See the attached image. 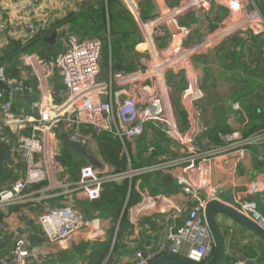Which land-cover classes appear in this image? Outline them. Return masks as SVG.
Here are the masks:
<instances>
[{
	"label": "built area",
	"instance_id": "built-area-1",
	"mask_svg": "<svg viewBox=\"0 0 264 264\" xmlns=\"http://www.w3.org/2000/svg\"><path fill=\"white\" fill-rule=\"evenodd\" d=\"M63 1L76 8L83 2L91 5L95 0ZM119 1L133 17L142 39L136 44V50L145 54L143 67L114 70L112 64L109 81H102V40L97 37L83 39L72 34L66 37V49L55 58L44 60L35 52L21 53L18 76L9 75L7 65L0 62V81L10 88L9 91L0 88V142L9 145L12 153L15 152L19 161L26 165L24 175L0 192V211L9 218L8 209L25 203V192L38 184L45 183V186L34 189L39 190L36 192L57 193L61 189L64 193H78L94 201L101 197L107 182L132 179L176 164L178 184L192 202L187 217L180 225H170L161 239H150L144 250L135 251L132 262L123 264H150L165 254L205 263L213 254L214 240L204 211L208 202L218 199L220 194L219 185L212 182L211 168L223 156L226 160L233 157L231 171L248 156H256L264 163V155H256L250 148L264 144V128L246 136L238 132L219 133L220 144L211 139L198 141L201 133L209 132L199 104L205 92L201 77L190 75L189 69L195 58L219 47L228 38L239 36L247 40L264 35V13L255 0H179L175 5L166 0H150L153 13L144 17L142 0ZM39 2L14 0L6 6L10 33L24 44L34 40L42 28L27 17ZM217 5L226 7L228 15L213 31H207L206 16ZM169 72L176 76L186 74L187 86L181 93V104L190 113L186 131L179 125L167 82ZM29 82L34 87L29 88ZM34 88L37 96L30 101L28 112L25 107H16V100L29 96ZM233 108L241 110V102H234ZM149 123L160 127L169 139L184 149L181 159L112 174L102 156L96 153L95 137L103 132L118 137L129 156L126 142L134 143L142 137ZM70 130L73 140L85 145L105 164L103 169L84 165L76 181L65 172L58 151L62 142L59 133ZM262 170L254 172L244 194L240 190L235 192L232 206L264 228V209L254 198L264 195ZM138 191L141 201L130 211L135 227L145 215L179 214L184 210L165 195H151L140 186ZM37 221L51 243L60 244L76 237L83 241L106 237L98 218L85 215L72 204L51 207L38 215ZM29 235L25 226L0 220V249L12 243L9 256H0V264H39L34 250L29 247ZM238 264H246V261Z\"/></svg>",
	"mask_w": 264,
	"mask_h": 264
},
{
	"label": "crops",
	"instance_id": "crops-1",
	"mask_svg": "<svg viewBox=\"0 0 264 264\" xmlns=\"http://www.w3.org/2000/svg\"><path fill=\"white\" fill-rule=\"evenodd\" d=\"M11 1L14 0H0V51L5 50L6 45L12 44V40L21 42L20 40H16L15 37L10 33V24H9L10 20L8 18L9 17L8 8H6V6L9 5ZM166 1L170 5H175L179 0H166ZM258 7L264 13V8L260 7L259 5ZM77 9H78L77 7L74 8L73 6L68 5L67 1L64 2L63 0H40L39 6L37 8L31 9L27 17L29 19H32L38 24L43 23L46 25L47 24L51 25L52 23L65 18L68 14H70V12L77 13L76 12ZM80 13L81 11L78 10L77 15L75 16V21H77L76 22L77 25L82 23V21L77 20ZM188 17L189 15L185 18V21ZM190 17L194 18L193 15H191ZM72 22H73L72 20L67 19L65 22L62 23L61 28L58 31H56L58 32L57 41H56L57 44H58L59 36H64L65 39L68 36L67 34H75L79 37H82L75 30L76 24L73 25ZM206 24H207L206 30L209 31L208 29L210 27V22L208 20V14L206 16ZM60 31H65L66 35H60ZM37 39L38 38L36 37L28 44H24L22 42L21 43L24 47H26L27 45L36 42ZM56 43L52 45H57ZM39 44L40 42H36L35 46L31 48L41 49L43 46ZM136 44L137 42H135V45ZM221 46L211 50L210 52H208L203 56L195 58L193 62L197 61L203 63L208 61L210 58H214L216 62L222 64L227 69L238 68L236 73L241 74V76H245L246 74L247 75L255 74V75L264 76V53H263L264 50L261 48V46L260 48L258 46H253L252 42H246V46H244L243 44L234 47V45L231 46V42L228 43V45L225 47H221ZM56 48L58 49V45L56 46ZM62 48H64V50L66 49V43L62 46ZM260 50L263 52H261ZM10 51L11 50L8 49V52ZM27 51L30 52L33 51L36 53L38 52L35 50H27ZM59 52L61 51L59 50ZM232 52H235V55L232 56L231 54ZM21 53H25V51ZM237 53L238 54L241 53L242 56L238 57ZM18 56L11 57L6 62L13 61L15 64L17 62L19 65V69H21ZM116 62L117 61H115L113 64L111 59V65L113 64L115 66ZM129 66L131 67V64H129ZM135 66H137V64L133 65V67ZM123 67L125 68L126 66L123 65ZM127 69L129 70L130 68L128 67L126 68V70ZM242 69L244 70L245 75ZM12 73H14V71L8 74L15 75ZM189 74L195 76L198 75L201 77L203 86L205 87L204 89L206 91L204 99H206L207 92H209V86L216 88L218 108H220L223 114V117L221 116V118H217L216 122H219L221 119L223 120V122H226L231 128V130L228 131L227 133L238 132L243 136H246L263 128L258 126H251L250 116L247 112V109L244 107L243 103L247 100L261 101L263 103L264 91H262L261 87L260 88L257 87L259 85L264 86V84L262 83L258 84V86L255 87L257 89L255 88L252 89L253 86H249V81L242 78L239 74L232 75L231 78H224L218 69H215L210 66L207 67L199 66L196 68L193 67L192 65L190 66ZM20 77H22V74ZM229 80L236 81V84H228L227 81ZM167 82L171 87L172 100L173 103L175 104L176 112L178 111V108H180V110L177 113L180 128L181 130L186 131L189 127L187 126V122L189 121L190 113H189V109L185 108L184 105L181 104L182 88L184 87L185 84H187L186 74L181 73L180 75L176 76L173 72H169L167 75ZM31 85L33 84L29 82V88ZM34 91L35 88L33 89V91H31L29 96L25 98H18L16 100V107L26 108L29 105L30 101L36 97V93ZM236 101L241 102V110H235L233 108V103ZM201 109L203 111V117L206 124L209 126V128H211V126L214 127L215 124L213 125V122L211 123L209 122V120H212L211 114H208L207 111L205 114L203 108ZM210 110L211 108L209 107L208 108L209 113ZM179 116L181 118H184V123L181 122ZM151 131H153V134L156 135V130H151ZM206 139H211L209 138V136H207L206 133L203 134L201 133L198 136V141L203 142ZM165 140L168 146V150L166 152H168V154L170 155L165 156L166 159H163L157 164H160L166 160H170V161L172 160L175 162L181 159V157L184 154V149H182L176 142L169 139L168 137ZM211 140L217 144L221 143L219 140V136H217L216 140L215 138L214 139L212 138ZM0 145L3 146L5 151L11 150L10 149L11 147L9 145H6L1 142ZM131 146L133 147V151H131V154L136 155L137 140L134 141V143H131ZM250 148L256 155H258L259 153L255 152L253 148H258L264 151V144L253 145ZM260 153H262V151H260ZM168 154L165 153V155ZM15 156H17V154L14 152L13 159L16 162L15 165H10L9 163H6L7 176L5 178L0 176V192L8 188L9 184H11L14 180L24 175L25 173L24 168H23L24 170L19 168L18 160L15 159ZM128 158L129 161H131L130 155L128 156ZM224 158H225L224 156L221 157L219 162L215 164L217 166L216 174L213 173L214 165L212 166L211 179L213 184L219 185L220 187V194L218 200H220L223 203L233 205L235 192L240 190V192L244 194L245 193L244 188L246 190L247 182L252 178L254 172L263 171L262 169H264V163L258 161L256 156H248V158L245 161L239 163L236 170L231 171V166L229 168L223 167V161L226 160ZM87 164L89 163L87 162ZM103 166H105L104 163ZM130 168H132L131 165ZM161 170H163L162 171L163 174L171 173L172 176L175 178L176 183L178 184L177 181V175L179 173L178 165L175 164L170 167H164L161 168ZM129 180L131 181L132 179ZM139 183L140 180L137 183V188L139 187ZM43 186H45V184ZM43 186L37 189H40ZM140 187L145 188L148 193L154 196L165 195L170 199L172 203H175L178 206H182L184 210L182 211V213L179 214L176 212H169L167 214L155 213V214L143 216L137 227L132 228V231H130L131 230L130 228L129 231L124 232V237L121 240L124 244L127 245V251L125 252L124 249H120L116 254H114L113 250H111L109 256L106 258L105 264H123V263L132 262L135 257V251L137 249L144 250L146 248V245L149 243L151 237L155 236L158 239H161L164 236V234L167 232V229L170 225L182 223V221L188 215V207L191 206L192 202L188 200V198L182 192V190H179L176 193H173L170 190L169 193L165 194L162 191H160L158 188H153L152 190L144 185H140ZM180 188L182 189V187ZM36 191H34V188L31 187L27 192H25L26 202L11 206L8 209L11 212L10 213L11 216L9 218L5 217L6 221L11 224H17L28 228L30 232L29 247L31 249L34 250V249L42 248L44 247V245H46L47 248H46L45 256L44 255L42 256L47 258L48 260L44 262V264H88L89 257L85 256L83 252L79 253L78 251L79 246L82 244V242H94V243H96V241L103 242L106 240L107 234L104 240L83 241L82 238L76 237L72 241L66 240L60 244L51 243L42 233V229L39 227L37 221L38 215L46 212L51 207L59 206L63 204H72L73 206L77 207L83 212V207L78 201L84 198H82L78 193H64L61 191V189H59L57 193L47 192L45 194ZM59 196H63L61 200L58 198ZM54 198H58V200ZM254 198L258 201L260 208L264 209V195L255 196ZM86 200L92 201L89 199ZM132 207H129L126 211V216L130 221H131L130 211ZM125 208L126 205L123 210H125ZM216 214L220 221L219 226L222 236L226 242L223 264H238L240 261H243L240 260V257H244L246 259L245 260L246 264L247 261L249 260L254 261L255 264H264V240L261 239L260 236L246 229L245 226L236 222V220H234L229 215L220 211H216ZM88 216L98 218L100 220L101 227L105 230V227L103 225L104 222L99 216L92 214ZM119 223L116 227L114 242L117 237ZM11 245L12 243H9L6 247L0 249V256L8 257ZM86 250H87V254H89L92 251L90 248Z\"/></svg>",
	"mask_w": 264,
	"mask_h": 264
},
{
	"label": "trees",
	"instance_id": "trees-1",
	"mask_svg": "<svg viewBox=\"0 0 264 264\" xmlns=\"http://www.w3.org/2000/svg\"><path fill=\"white\" fill-rule=\"evenodd\" d=\"M95 1H102V6L100 7V13L104 19H106L107 13H110L111 1L117 5L118 9H116L114 14L119 20L125 16V13H128L119 0H107V3L106 0H95ZM255 1L257 5L264 8V0H255ZM89 6L90 5H87V7H83V8L79 7L81 9L80 14L86 12L83 21L86 20L87 23L82 22V26L80 28V30H82L83 28L85 31L83 33L82 32L79 33L82 36L81 38L83 39L96 38V36L89 35L90 31H88L87 28H90V26H92V30L95 33L100 32L98 30L99 26L96 24L97 12L95 10H92ZM118 6H120V8ZM220 7L222 6L220 5L214 6L211 9V11L208 13V20L210 22V27L208 29L209 31H213L216 28L217 24L219 23L218 21L224 20L228 14V9L226 7L224 6L222 8ZM76 12L78 13V10ZM77 13L70 12V14H68L65 18L56 21L51 25L49 24L46 25L41 23L40 25L42 28L37 36L38 39L36 41V42H40L39 45L43 46L41 49L31 48L35 46L36 42L31 43L26 47H24L21 42L12 40V44L6 45L5 50L0 51V62H4L7 65V69H8L7 73L14 71V73H12L15 74L14 76L19 75L21 70L19 69L18 63L16 62L15 64L13 61H9V62L6 61L11 57L20 55V53L23 51L35 50L39 52V53L37 52L39 56L41 55L45 59L55 58L56 50H57L55 47L57 45H52L46 42L45 38L50 36L52 33L58 31L61 28L62 23L65 22L67 19L72 20L73 25L76 24L77 21H75V16L77 15ZM60 35H66L65 31H60ZM123 38L126 39L125 37L122 36L118 38V41L115 43V49H113L112 47V57H111L112 62L114 64V62L117 61L120 62L121 65L122 64L125 65L126 67L125 68L123 67L124 68L123 70H126V68L128 67L130 68L129 70L137 69L136 68L137 66L133 67L134 61H132V56L125 57V52L123 51L124 46L129 48L130 46H135V45H130V46L125 45L122 42ZM230 42H231V46L234 45V47L243 44L244 46H246V42H252L253 46H258L259 48L261 46L262 48V44L264 43V35H259L257 37H253L247 40L239 36H235L232 38H228L221 44L222 46L221 45L220 46L225 47ZM8 49L11 51L8 52ZM129 49L135 50L136 47ZM137 52L140 53L139 51ZM231 54L233 56L235 55V52H232ZM139 55L140 58L137 65L139 63L142 64L141 58L143 57V55L142 53H140ZM238 55L239 54L237 53V56ZM129 64H131V67L129 66ZM113 69L117 70L115 66H113ZM58 84L60 85V81H58ZM186 86L187 84L184 85L182 91L186 88ZM202 87L206 94V91L204 89L205 87L204 86ZM204 98L199 102L200 107L203 108L205 114L206 111L208 114H211L212 120H209V122L210 123L213 122V125L215 124L214 127L211 126V128H209V132L206 134L207 136H209V138L211 139L215 138L216 140L217 136H219V133H227L228 131L231 130V128L226 122H223L222 119L219 122H216L217 118H221V116L223 117L220 108H218L216 88L209 86V92H207V97L206 99ZM243 104L250 116L251 126H258L264 128V102L262 103L261 101L255 102L253 100H247ZM209 107L211 108L210 113L208 112ZM151 130H156V135L153 134V131ZM165 137L167 138L165 132L160 127H157L152 123L147 124V130L145 131L142 137L137 139L136 155L131 154V149H129L131 161H129L128 155L125 154L122 142L118 138L114 137L113 135L107 132H103L97 135L96 139L98 142L99 153L101 154L104 162L108 165V167H110V172L112 174H121L128 172L130 170V165L132 169H137L145 166H153V165H157V163L162 161L163 158H165V156H169L170 154L166 152L168 150V146ZM127 146L128 148L131 147L130 144L128 143ZM253 149L255 152L264 155L263 150L258 148H253ZM260 151H262V153H260ZM165 153H167L168 155H165ZM60 162L62 163L65 172L71 177L72 180L75 181L78 180L79 178V173L81 168L84 165H87V161L85 159L78 157L77 160H73L70 157V155H64V156L61 155ZM19 168L22 170L25 169V167L23 169V164L21 162ZM162 171L163 170L161 169H157L154 171L145 172L140 175L134 176L131 181L127 177L121 180L107 182L106 184H104L101 197L98 200L87 201L86 199H81L78 201L82 205L83 213L85 215H91V214L97 215L102 219L107 234V238L103 242H97V241L96 243L82 242V244L79 246L78 248L79 253L83 252L85 256L89 257L88 264H105L106 258L109 256L111 250H113L114 254H116L120 249H124L125 252L127 251V245L124 244L121 239L124 237V232L129 231L130 228H131L130 231H132V228H135V225H133L132 222L126 216V211L129 207H132L141 201L142 197L139 194L137 188V183L139 180H140L139 186L144 185L152 190L153 188H158L160 191H162L165 194L169 193L170 190L173 193L182 190L180 188L181 186L176 183V180L171 173L163 174ZM13 182L8 185V188L12 186ZM43 185L44 184H39L34 186L33 188L37 189ZM62 197L63 196H59L58 198L61 200ZM58 198H54V199L58 200ZM125 205L126 208L125 210H123ZM4 219H5V215L2 211H0V220H4ZM118 223H119V229L117 232V237L114 242V235ZM152 238L158 239L155 236L151 237V239ZM88 248L92 250L89 254H87V250H86ZM223 262L224 259L220 264H223Z\"/></svg>",
	"mask_w": 264,
	"mask_h": 264
},
{
	"label": "water",
	"instance_id": "water-1",
	"mask_svg": "<svg viewBox=\"0 0 264 264\" xmlns=\"http://www.w3.org/2000/svg\"><path fill=\"white\" fill-rule=\"evenodd\" d=\"M157 10L155 6V11ZM58 32L52 33L50 36L45 38V41L51 44H55L57 41ZM141 37L138 38L137 43L141 41ZM59 54V51L56 52V55ZM117 70H123V66L120 62H116L115 64ZM213 67L218 69L224 78H231L232 75L239 74L236 73L238 68L236 69H227L222 64L215 61L214 58H210L206 62H193V67ZM243 73L244 70L242 69ZM241 76V74H239ZM245 75V73H244ZM242 78L249 81V86H253V88L257 87L258 84H264V76L262 75H245L241 76ZM0 88L9 91V86L0 81ZM37 96V95H36ZM73 131H62L59 133V137L62 141V146L64 148H68L72 152H74L78 157L85 159L89 164L92 166L103 169V163L99 160L98 157L94 153H92L85 145L73 140L71 138V134ZM6 163L10 165H15V160L13 159L12 150L5 151L2 145H0V176L5 178L7 176L6 170ZM216 211L223 212L230 217H232L236 222L240 223L241 225L245 226L246 229L250 230L254 234L261 237L264 240V228L259 226L255 221L250 219L248 216L241 213L238 209L233 207L230 204H226L221 202L218 199H214L208 202L206 209L204 211V215L208 226L210 228L213 240H214V251L209 260L205 263H195L189 259H186L182 256L175 255V254H165L161 255L155 260H153L150 264H220L225 256V248L226 242L222 236L220 226H219V219L217 217ZM240 260L245 261L244 257H240ZM114 262V261H113ZM247 264H255L254 261H247Z\"/></svg>",
	"mask_w": 264,
	"mask_h": 264
},
{
	"label": "rangeland",
	"instance_id": "rangeland-1",
	"mask_svg": "<svg viewBox=\"0 0 264 264\" xmlns=\"http://www.w3.org/2000/svg\"><path fill=\"white\" fill-rule=\"evenodd\" d=\"M101 6H102V1H95L94 3H92L89 6L92 10H95L97 12L96 24L99 26L98 30L100 32L95 33L92 30V26H90V28H87V29H88V31H90V34H89L90 36L93 35V36L99 37L102 40V42H103V62H102V73L100 75V79L102 81H109V72L111 70L112 47H113V49H115V43L118 41V38L121 37V36L126 38V39L123 38V41H122L125 45H127V46L135 45V42H137V40L139 38V35H137L138 31H137V28H136L135 23H134V19L131 16V14L125 13V16L119 20L116 17V15L114 14L116 9H118L117 5L114 4V2L111 1L110 2V13L111 14L107 13L106 19H104L102 17L101 13H100V7ZM79 7H82V8L83 7H87V3L83 2ZM79 7H77L78 8L77 10L80 11L81 9ZM118 7L120 8V6H118ZM141 8H142L144 17H148V16H150L151 13H153V9L150 8V0H142L141 1ZM85 15H86V12H84L83 14H79L77 20L78 21H82L83 23H87L86 20L83 21ZM133 25H134V28H133ZM81 26H82V23L79 24V25H77V24L75 25V30L78 33H81V32L83 33L85 31L83 28H82V30H80ZM67 35L69 36L70 34H67ZM72 35H75V34H72ZM65 42H66L65 37L64 36H59L58 44H57L58 45V49L55 47L57 49L56 51H59V50L61 52L64 51V48H62V46L65 44ZM133 47L135 48L136 45L135 46H130L129 48H133ZM129 48L126 47V46L123 47V49H124L123 51L125 52V57H131L132 56V61H134L133 64L136 65L138 63V61H139V58H140L139 54L142 53V52L138 53L137 52L138 50H136V49L135 50H131ZM142 55H143V58H144L145 54L142 53ZM238 56L241 57L242 54L240 53ZM40 57L42 59H44V60H49V59H45L41 55H40ZM141 60H142V58H141ZM142 66L143 65L141 63H139L136 68H140ZM227 83L228 84H236V81L229 80V81H227ZM260 87H261L262 91H264V86L259 85L257 88H260ZM257 88H255V89H257ZM255 102H257V101H255ZM179 110H180V108H178V111ZM178 111H177V113H178ZM26 112H28V106L26 107ZM179 118H180L181 122L184 123V118H181L180 116H179ZM187 126H189L188 122H187ZM61 130H64V129H61ZM116 138H118V137H116ZM127 143L130 144V146H131V143L129 141L126 142V145H127ZM123 149H124L125 154H127V151L125 150L124 146H123ZM127 149H128V152H129V149H131V151H133V147L132 146L130 148H128V146H127ZM58 151L63 156L64 155H70V157L73 160H77L78 159V156L74 152H72L68 148H64L62 146V142L59 144ZM97 151H96V153L98 154L99 153V148H98ZM129 154H130V152H129ZM15 159L18 160V165H20V162H19V159H18L17 156H15ZM232 159H233V157H230L228 160L223 161V167L229 168L231 166V164H232ZM22 164H23V168L25 167V170H26V165L24 163H22ZM108 168L110 170V167H108ZM216 169H217V166L214 165L213 166V173L214 174H216ZM46 248H47L46 245H44V247H42V248L34 249L35 250L34 252L36 254V261L39 264H44V262H46L48 260L47 258L42 256V255L45 256Z\"/></svg>",
	"mask_w": 264,
	"mask_h": 264
}]
</instances>
